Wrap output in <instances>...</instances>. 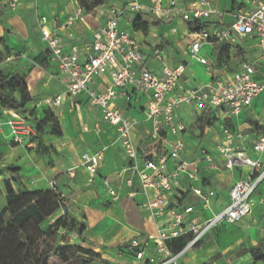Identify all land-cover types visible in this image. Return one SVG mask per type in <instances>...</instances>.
Masks as SVG:
<instances>
[{
  "label": "crops",
  "instance_id": "crops-1",
  "mask_svg": "<svg viewBox=\"0 0 264 264\" xmlns=\"http://www.w3.org/2000/svg\"><path fill=\"white\" fill-rule=\"evenodd\" d=\"M135 2L147 9L153 5V0H106V4L99 7L96 14L83 13V21L77 18L71 26L66 27L68 18L75 17L80 8L78 0H26L18 5L16 16L0 26V38L8 49L23 52L20 62L11 61L7 66L13 70L19 69V74L26 75V84L34 104H41L56 95L63 97L61 106L55 110L63 134L60 137L45 136L39 150L35 142L15 144L9 128L4 126L3 134L0 135V169L20 168L21 183L31 192L48 191L50 183L55 181L69 215L84 229L81 234L84 244L89 245L103 259L144 264L122 253L123 247L132 240L154 235L155 226L145 213L146 196L139 180L128 170L127 158L117 142V130L107 124H101L96 129L101 110L91 107L83 96L74 101L67 96L64 79L49 61L47 46L41 40L38 27L39 18L46 17V27L56 31L67 42H87L92 29L102 26L109 19V8L112 5L124 6ZM177 2L187 5L190 0ZM167 5L168 0H163V6ZM137 17L148 24L146 33L133 29V22ZM1 20L3 18H0V24ZM123 28L132 32L142 45L150 70L156 73L162 70V65L152 56L154 48H159L170 67L187 66V74L195 87L205 85L211 80L208 69L191 61L188 56L189 46L195 37L181 19L162 22L148 11L141 14L129 13ZM238 44L242 47L246 44L252 47V51L245 52L240 48L228 56L227 46L222 44L215 47L204 46L201 55L214 63L219 73L231 74L238 69L241 62H252L258 57L254 41L241 39ZM42 59L48 60L47 68L40 66L39 60ZM256 81L264 83V67L257 69ZM108 86L107 76L94 83L98 92H104ZM110 107L126 110L127 103L121 99L111 102ZM263 108L264 93H261L253 99L249 107L232 118L225 117L221 110L215 108L182 106L179 111L180 119L187 126V132L182 135L185 144L183 157L190 165L189 173H194L199 178L191 184L204 192H214L215 196L211 200L213 213L225 209L235 183L246 180L253 173L249 166H240L233 170L225 168V160L219 153V147L224 142L221 125L226 124L231 131L241 133L244 139L236 142V146L250 158L260 161L264 167V154L259 155L253 151V143L264 136ZM2 113L4 123L12 118L11 114ZM214 117L221 119L215 126H205L201 131L196 128L198 121H209ZM133 119L132 137L135 146L152 153L154 157L168 155L162 144L148 138L147 132L151 124L144 113H135ZM102 149L105 150L104 160L100 163L94 181L90 183L88 172L81 165V156L86 152ZM204 151L215 158V167L209 168ZM173 168V161L168 160V171L171 172ZM7 175L8 173V178ZM106 180L118 191V200L107 194ZM189 187L190 182L184 177L182 189L173 192L172 196L182 206L193 207L194 213L188 217L190 221L203 223L212 213L203 209V203ZM2 188L0 184V190ZM153 194L154 191L149 189L148 195L153 197ZM255 199H264V181L258 188ZM181 240L185 242L184 239ZM181 240L172 242L170 247L178 250ZM207 241L210 244L205 246ZM259 243H264V204H258L253 213L239 224L221 225L206 235L184 257V264H264V261L255 262L251 253V249Z\"/></svg>",
  "mask_w": 264,
  "mask_h": 264
},
{
  "label": "built area",
  "instance_id": "built-area-1",
  "mask_svg": "<svg viewBox=\"0 0 264 264\" xmlns=\"http://www.w3.org/2000/svg\"><path fill=\"white\" fill-rule=\"evenodd\" d=\"M3 1L8 9L15 11L26 0ZM145 11L158 21L172 22L179 18L187 25L197 27L193 31L195 38L189 46L188 56L191 61L208 69L211 80L207 84L195 87L187 74V66L170 67L159 48H154L152 56L162 65L161 72L156 73L147 67L142 45L132 32L123 28L129 13L141 14ZM83 13L79 8L76 16L69 17L65 26H71L77 18L83 21ZM47 21L46 17L38 20L41 40L47 46L49 61L64 79L67 96L73 101L83 96L91 107L101 110L96 129L101 124L116 128L117 142L127 158L128 170L139 180L146 196L145 213L154 223L155 234L132 240L123 247V254L144 264H184V257L206 235L221 225L239 224L253 213L258 204H264V199H255L264 181V167L236 146V142L243 141V135L222 124L224 142L219 147V153L225 160V168L233 170L249 166L253 173L246 180L235 183L225 209L219 213L212 212L214 192H204L191 184L199 178L189 173L190 165L183 157L185 144L182 135L187 132V126L179 116L182 106H191L215 108L227 118L236 117L251 105L253 99L264 93V83L256 81L257 69L264 67V1L250 9L234 8L229 12L219 10L213 0H190L187 5L168 0L166 7L163 0H153L149 9L136 2L124 6L112 5L109 19L102 26L92 29L87 42H67L56 31L46 27ZM241 39L255 42L258 57L252 62H241L231 74L219 73L216 65L201 55L204 46L222 44L227 46L228 56L240 48L245 52L252 51V47L238 44ZM104 76L108 77L109 86L104 92H98L94 83ZM121 99L127 103L126 110L110 107L111 102ZM62 100V95H56L36 106L47 107L55 113ZM139 112L144 113L151 124L148 138L162 144L168 155L154 157L152 153L135 146L133 115ZM5 125L17 145H24L36 136L33 125L23 118H10L5 123L0 118V135ZM253 151L264 154V136L253 143ZM203 154L209 168L215 167V158L205 151ZM104 157V149L81 156V165L87 170L90 183L94 181ZM168 160L173 161L171 172L168 171ZM184 177L190 182V191L203 203V209L212 213L203 223L190 221L188 217L194 213L193 207L182 206L172 196L173 192L182 189ZM105 187L109 196L119 199L118 191L107 180ZM149 189L154 191L153 197L148 195ZM50 190L60 194L55 181L50 183ZM78 237L76 233L72 234L73 239ZM181 239L186 241L185 247L173 250L170 244Z\"/></svg>",
  "mask_w": 264,
  "mask_h": 264
},
{
  "label": "trees",
  "instance_id": "trees-1",
  "mask_svg": "<svg viewBox=\"0 0 264 264\" xmlns=\"http://www.w3.org/2000/svg\"><path fill=\"white\" fill-rule=\"evenodd\" d=\"M78 3L84 13L96 14L99 11L97 9L106 4V0L91 2L78 0ZM188 26L192 31L197 30V27L192 24ZM133 29L146 33L148 24L137 17L133 22ZM39 63L40 66L47 68L49 62L42 59ZM25 78V74L20 76L0 72L1 111L11 114L12 118H23L29 121L36 131V136L31 139V142H35L40 148L45 136L60 137L63 132L53 111L34 104ZM2 112H0L1 119ZM25 112H29L28 118L33 117V121L23 117ZM208 125H210L209 121L203 122V127ZM6 173H9L12 179H4L6 195L5 204L0 208V264H48L49 259L58 250L56 238L59 233L70 235L79 224L69 215L61 194L52 190L38 192L27 190L21 183L20 168L0 169V177H4ZM15 184L22 188L15 190ZM59 212L62 215L57 216L53 222H49V219ZM83 230L80 227L78 235L81 236ZM52 240L55 241L52 242ZM181 243L176 251L185 247L186 241L181 240ZM256 247L251 249L255 262L264 261V252ZM81 250L83 255L76 260H71L64 255L63 264H87L93 260V257L99 258V254L91 250Z\"/></svg>",
  "mask_w": 264,
  "mask_h": 264
},
{
  "label": "rangeland",
  "instance_id": "rangeland-1",
  "mask_svg": "<svg viewBox=\"0 0 264 264\" xmlns=\"http://www.w3.org/2000/svg\"><path fill=\"white\" fill-rule=\"evenodd\" d=\"M218 7L219 10L221 11H231L234 8H243V9H250L251 7H256L259 4H261L264 0H213ZM0 13L2 15L1 18H3V22L0 24V26H4V24L7 23L8 20L12 19L13 17L16 16V12L8 9V7L0 2ZM22 53L23 52H13L8 49V47L4 44V41L2 38H0V72L4 74H11V75H23L19 74V69L18 70H13V68H10V66H7L11 61L15 62H20L22 58ZM221 62V60H220ZM225 63V61H224ZM223 62L221 63V65ZM234 64V63H232ZM10 65V64H9ZM14 71V72H13ZM29 112H25L23 114V117L33 121V117L28 118ZM203 120H200L196 124V128L201 131L203 128ZM221 119H218L216 117L211 118L209 121L211 126H215V124ZM148 144V142H147ZM53 149V148H52ZM37 150H39V147H37ZM8 178L12 179V176L8 173ZM7 178L6 175L4 177H0V184L3 186V190H0V208H2L5 204V195H6V188L4 185V179ZM22 188L21 186H18L17 184L14 185V189L18 191V189ZM61 215V212L57 213L55 216L51 217L49 219V222H53L57 216ZM44 227V226H42ZM80 226H78L73 233H76L77 235L80 234L79 232ZM72 233V234H73ZM72 234L70 235H65L63 233H59L57 242H56V247H57V252L55 255H52V257L49 259L48 264H63L62 257L65 255L71 260H76L80 257H82V250L81 249H87L91 250V247L87 244H84V240L81 238V236L77 239L72 238ZM55 240H52L54 242ZM210 242L207 241L205 242V246L209 245ZM257 246V245H256ZM255 246V247H256ZM258 248L259 251L264 252V243L260 244L256 247ZM94 252V251H93ZM97 253V252H94ZM98 254V253H97ZM122 255V254H121ZM87 264H127L126 262L123 263L120 260L114 259V260H107L103 259L100 255L99 258H94L93 260L90 261ZM206 264H211V263H206Z\"/></svg>",
  "mask_w": 264,
  "mask_h": 264
}]
</instances>
